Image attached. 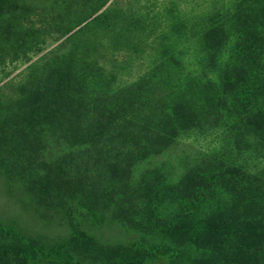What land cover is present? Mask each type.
Returning <instances> with one entry per match:
<instances>
[{
	"label": "rangeland",
	"instance_id": "rangeland-1",
	"mask_svg": "<svg viewBox=\"0 0 264 264\" xmlns=\"http://www.w3.org/2000/svg\"><path fill=\"white\" fill-rule=\"evenodd\" d=\"M217 26L233 52L264 40V0H0L10 264H234L242 225L229 213L249 197L232 174L264 177L263 143L236 138L226 110L160 127L178 102L197 106L190 83L222 77L202 38ZM241 78L237 101L257 84ZM215 221L221 243L203 245Z\"/></svg>",
	"mask_w": 264,
	"mask_h": 264
},
{
	"label": "trees",
	"instance_id": "trees-1",
	"mask_svg": "<svg viewBox=\"0 0 264 264\" xmlns=\"http://www.w3.org/2000/svg\"><path fill=\"white\" fill-rule=\"evenodd\" d=\"M225 28L222 26L206 28L202 36L206 43L207 57L211 60L208 72L213 74L223 72L222 77H219V79H204V83H197L196 85H194L195 82L193 84L190 83L191 91H193L191 97L196 95L195 104L197 106L190 108L188 101L178 102L174 107L173 116L161 119L162 124L160 127L169 126L170 129H166L165 132H170L173 129L170 126H172V122L175 119H183L187 121L186 124L188 122L194 123L205 115L209 116L211 113L222 114L223 110H226L230 113L235 112L238 115V122H240L242 130L236 132L234 129L236 138L242 139L252 135L264 145V63L261 62V57L264 55V40L263 37H258L257 35L250 37V40H247L246 45H244V49L239 50L242 53H238L239 51L236 48L235 56V52L232 51L235 47L230 49L226 47L227 43H230L229 40L231 38ZM230 53L232 56H229V59H222L224 54L229 55ZM225 62L226 64H224ZM206 66L208 68V64ZM241 76L243 79L247 76H253V80L252 78L250 80L251 84L254 79L257 84L250 91L248 98L238 99L237 101L233 97V93L236 90L237 83L242 79ZM204 97L207 99L205 103L204 101L201 102ZM233 99L234 101H232ZM208 102H212V104L207 105ZM31 107L33 106L31 105ZM30 110L31 108L29 107ZM158 131L160 132V130ZM232 175L235 176V180L231 183L230 188L237 190L242 188L247 191L249 200L243 211L241 210L237 214L233 211L229 213V215L237 219L233 223L234 226H237L235 229L242 225L240 226L241 229L235 230L240 235L238 240L234 241V245L231 244L234 250V254L232 251L231 254L235 260L234 264L244 263V261H249L251 264L258 263L259 259L261 261L264 259V188H259L261 185L258 180H261L260 182L264 184V177L259 175L261 178L256 177V179L242 176L240 168L236 169ZM251 190H259L256 195L257 198L254 197ZM250 211L256 213L251 214ZM252 215L257 216V219H252ZM208 226L210 227L209 224ZM220 228L219 223L215 221L211 225L209 236L203 245L218 246V243H221L220 237L223 233ZM244 228L245 230L242 231ZM184 240L185 238L179 243L184 242ZM7 244L2 251L0 249V264H10L13 261L10 254L14 251L9 250L8 248L11 249V247L7 248ZM76 254L78 255L77 250Z\"/></svg>",
	"mask_w": 264,
	"mask_h": 264
}]
</instances>
